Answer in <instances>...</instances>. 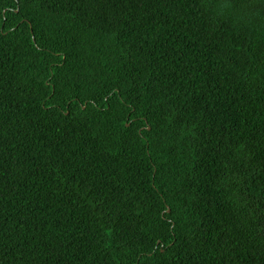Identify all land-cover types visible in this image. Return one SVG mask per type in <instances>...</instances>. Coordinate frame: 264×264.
<instances>
[{
  "label": "trees",
  "instance_id": "1",
  "mask_svg": "<svg viewBox=\"0 0 264 264\" xmlns=\"http://www.w3.org/2000/svg\"><path fill=\"white\" fill-rule=\"evenodd\" d=\"M0 264H264V0H0Z\"/></svg>",
  "mask_w": 264,
  "mask_h": 264
}]
</instances>
